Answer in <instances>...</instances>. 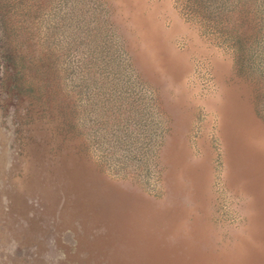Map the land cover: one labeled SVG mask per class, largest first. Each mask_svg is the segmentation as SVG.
<instances>
[{
  "label": "rangeland",
  "instance_id": "374dc122",
  "mask_svg": "<svg viewBox=\"0 0 264 264\" xmlns=\"http://www.w3.org/2000/svg\"><path fill=\"white\" fill-rule=\"evenodd\" d=\"M0 11V264H264V0Z\"/></svg>",
  "mask_w": 264,
  "mask_h": 264
},
{
  "label": "trees",
  "instance_id": "16d2710c",
  "mask_svg": "<svg viewBox=\"0 0 264 264\" xmlns=\"http://www.w3.org/2000/svg\"><path fill=\"white\" fill-rule=\"evenodd\" d=\"M5 14L1 13L0 11V81L1 85L5 87V90H13L14 84L16 85V79L14 75H10L8 71L13 72L11 70L13 67L15 68L17 64V58H21L17 53L14 51L11 43L9 42V34L6 32V26L10 25V20L6 22ZM8 83H2L6 82Z\"/></svg>",
  "mask_w": 264,
  "mask_h": 264
}]
</instances>
